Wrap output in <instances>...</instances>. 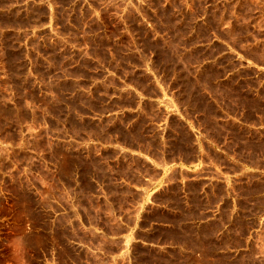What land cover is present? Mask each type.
<instances>
[{
  "label": "rangeland",
  "instance_id": "obj_1",
  "mask_svg": "<svg viewBox=\"0 0 264 264\" xmlns=\"http://www.w3.org/2000/svg\"><path fill=\"white\" fill-rule=\"evenodd\" d=\"M0 264H264V0H0Z\"/></svg>",
  "mask_w": 264,
  "mask_h": 264
},
{
  "label": "crops",
  "instance_id": "obj_2",
  "mask_svg": "<svg viewBox=\"0 0 264 264\" xmlns=\"http://www.w3.org/2000/svg\"><path fill=\"white\" fill-rule=\"evenodd\" d=\"M160 163V172L150 173L148 176L144 177V183L141 184V187L146 190V193L144 197L137 202L136 204V218L133 222V224L127 225L126 229L122 232L118 233L115 238H122L124 243L127 239L126 243H142V244H149L158 247H164V248H178V249H186L188 246L184 240H171V239H163V241H156V240H148L146 238H142L140 236V233L143 230H151L154 227H162L166 230L176 228V226H179V224H174L169 221H163V220H151L150 223L147 226L142 225V221L145 217V215L152 211L153 209H159L162 213H176V209L173 205H171L168 201H161L157 200L155 197L156 195L164 190L166 186H168V183L172 182V167H178L182 170L179 163L174 162H166V161H159ZM175 165V166H174ZM198 164L197 163H188L185 164L184 167L187 170H190L192 172H198L197 169ZM243 167L238 166L236 170H233L232 172H228V175L231 176L232 180L235 181V178H237L240 174H242ZM194 177H190L189 179H193ZM197 178H206V176ZM178 180H181V178H178ZM222 182H226L225 178L221 179ZM181 197L185 198L186 196L183 194ZM187 202V200H184ZM222 203V201H221ZM180 228V226H179Z\"/></svg>",
  "mask_w": 264,
  "mask_h": 264
}]
</instances>
